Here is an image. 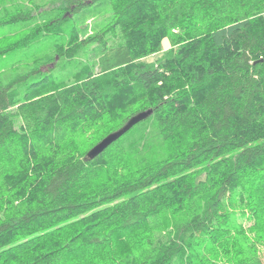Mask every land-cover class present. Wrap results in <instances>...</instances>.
Masks as SVG:
<instances>
[{"label": "trees", "instance_id": "trees-1", "mask_svg": "<svg viewBox=\"0 0 264 264\" xmlns=\"http://www.w3.org/2000/svg\"><path fill=\"white\" fill-rule=\"evenodd\" d=\"M0 27V264H264V0H0Z\"/></svg>", "mask_w": 264, "mask_h": 264}, {"label": "water", "instance_id": "water-1", "mask_svg": "<svg viewBox=\"0 0 264 264\" xmlns=\"http://www.w3.org/2000/svg\"><path fill=\"white\" fill-rule=\"evenodd\" d=\"M152 109H148L146 111L140 112L133 117H131L128 122L118 131L113 132L103 138L99 143L93 146L87 153L88 158H94L95 156L102 153L109 145H111L118 138L123 136L126 132H128L133 126L138 124L139 122L147 119L152 114Z\"/></svg>", "mask_w": 264, "mask_h": 264}, {"label": "rangeland", "instance_id": "rangeland-1", "mask_svg": "<svg viewBox=\"0 0 264 264\" xmlns=\"http://www.w3.org/2000/svg\"><path fill=\"white\" fill-rule=\"evenodd\" d=\"M97 18V17H96ZM92 18L90 20H88L86 22V25L88 26L89 29L93 30V27L95 26L96 22L98 21V18ZM9 29V27H0V31L1 32H7V30ZM169 47V42L167 39L163 40L162 42V51H165L167 48ZM161 55V52L159 54H156V55H153V56H149V57H146L145 60L146 61H154L155 59L159 58ZM51 67V66H50ZM44 71H47V67L43 68ZM82 148H84V146L81 147V150ZM88 153V152H87ZM245 228L248 227L250 225V223H246L244 222L243 223ZM258 249L260 250V257L262 258V260L264 261V245L262 246H258Z\"/></svg>", "mask_w": 264, "mask_h": 264}]
</instances>
